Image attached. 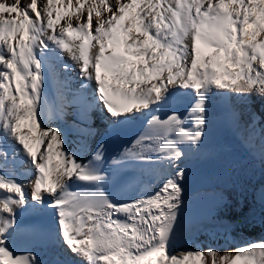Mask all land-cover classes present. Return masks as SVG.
<instances>
[{
  "label": "snow or ice",
  "instance_id": "snow-or-ice-1",
  "mask_svg": "<svg viewBox=\"0 0 264 264\" xmlns=\"http://www.w3.org/2000/svg\"><path fill=\"white\" fill-rule=\"evenodd\" d=\"M64 2L0 0V264H40L14 247L26 212L52 213L84 264H264V239L226 251L176 246L181 165L207 138L212 98L264 100V0H75L79 16L61 23ZM70 105L84 125L75 150L58 123ZM94 111L113 132L142 122L110 161L136 173L129 184L149 181L127 200L105 190V142L87 143ZM17 166L31 179H17Z\"/></svg>",
  "mask_w": 264,
  "mask_h": 264
},
{
  "label": "bare ground",
  "instance_id": "bare-ground-1",
  "mask_svg": "<svg viewBox=\"0 0 264 264\" xmlns=\"http://www.w3.org/2000/svg\"><path fill=\"white\" fill-rule=\"evenodd\" d=\"M88 3H92V0H87L85 7ZM59 7L62 8L63 19L61 23L67 19H72L75 22L76 17L79 16V13L75 11V0H73L72 9L67 14L63 12V9L67 7V0ZM64 59L66 63L73 64L67 56ZM70 75L73 77V87H78L79 83L82 82L79 79L78 69ZM48 95L51 99H57L55 79L49 80ZM222 97L223 95L216 96L215 116L219 115L217 102ZM232 98L238 102V107L227 108L232 117L229 119L230 125H226L223 121L224 130L214 140L213 144L208 149L201 150L199 148L195 151H189L188 158L181 165L186 170V179L182 182L185 189L182 210L187 209L196 200L213 197L219 202L215 219L226 221L229 225L220 228L216 233L210 231L198 236L184 238V235L180 233L182 228V224H180L177 233H179L180 236L178 237L181 241L179 242L176 238V246L179 248L195 251L212 247L226 251L264 239V166L258 164L259 157H257L260 154L261 145L259 149L254 148L250 144V140L245 135H241L239 129L240 123H243V119L240 118L242 116L248 122L250 130L255 131V133L260 131V139L264 143V122L262 121L264 119V100L260 97H253L255 103L252 102L248 105L236 99L235 96ZM256 104H261V107L258 108V114L252 115L251 112L255 109ZM65 112L63 119L58 123L67 135L68 147L75 150L83 140L78 129L84 125L82 122L72 123L73 108L71 105L65 109ZM93 118L96 122H92V127L96 129L97 135L106 121L101 118L98 112ZM92 138L87 141L89 146H91ZM29 142L31 143V141ZM246 164L249 167L245 168ZM256 169L261 170V173L255 171ZM15 175L17 179L26 181L23 168L17 166ZM148 183L149 181L145 178L141 184L125 189L117 198L127 200L140 187ZM222 197L227 201L226 208L222 206ZM180 219L182 220V216ZM33 252L37 255L40 264H58L59 261L69 259L58 248L57 239L50 242L45 250L40 249V251ZM70 259L75 261L73 258ZM77 264L82 263L77 262Z\"/></svg>",
  "mask_w": 264,
  "mask_h": 264
},
{
  "label": "trees",
  "instance_id": "trees-1",
  "mask_svg": "<svg viewBox=\"0 0 264 264\" xmlns=\"http://www.w3.org/2000/svg\"><path fill=\"white\" fill-rule=\"evenodd\" d=\"M23 2H24V3H27V2H28V0H23Z\"/></svg>",
  "mask_w": 264,
  "mask_h": 264
},
{
  "label": "rangeland",
  "instance_id": "rangeland-1",
  "mask_svg": "<svg viewBox=\"0 0 264 264\" xmlns=\"http://www.w3.org/2000/svg\"><path fill=\"white\" fill-rule=\"evenodd\" d=\"M262 146V145H261ZM257 152V151H256ZM258 153V152H257ZM260 155V154H259ZM259 155L257 157H259ZM257 159V158H256Z\"/></svg>",
  "mask_w": 264,
  "mask_h": 264
}]
</instances>
